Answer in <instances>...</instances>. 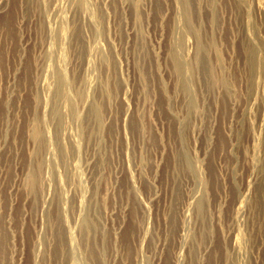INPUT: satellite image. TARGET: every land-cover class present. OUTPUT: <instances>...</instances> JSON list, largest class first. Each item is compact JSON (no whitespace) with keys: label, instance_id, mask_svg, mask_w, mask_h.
Returning a JSON list of instances; mask_svg holds the SVG:
<instances>
[{"label":"rangeland","instance_id":"1","mask_svg":"<svg viewBox=\"0 0 264 264\" xmlns=\"http://www.w3.org/2000/svg\"><path fill=\"white\" fill-rule=\"evenodd\" d=\"M0 264H264V0H0Z\"/></svg>","mask_w":264,"mask_h":264}]
</instances>
